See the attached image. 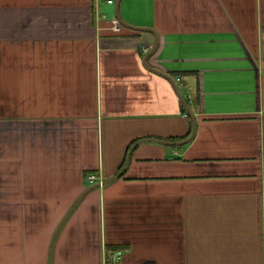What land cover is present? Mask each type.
<instances>
[{
    "label": "crops",
    "instance_id": "crops-1",
    "mask_svg": "<svg viewBox=\"0 0 264 264\" xmlns=\"http://www.w3.org/2000/svg\"><path fill=\"white\" fill-rule=\"evenodd\" d=\"M116 3L0 0V264H264V0Z\"/></svg>",
    "mask_w": 264,
    "mask_h": 264
},
{
    "label": "water",
    "instance_id": "water-1",
    "mask_svg": "<svg viewBox=\"0 0 264 264\" xmlns=\"http://www.w3.org/2000/svg\"><path fill=\"white\" fill-rule=\"evenodd\" d=\"M118 3H119V0H117L116 7L118 6ZM116 16H117L119 22H120L123 26L129 27V28H132V29H136V30H146V29H147V28H142V27H135V26H132V25H130V24L124 22V21L120 18V16L118 15V13H116ZM151 31H152V30H151ZM153 33L155 34V32H153ZM155 36H156V34H155ZM156 44H157V36H156L155 44H154V46L152 47V50L156 47ZM144 60H145V63H146V58H145ZM147 66H148V65H147ZM148 67H149V66H148ZM151 69L154 70L153 68H151ZM154 71H156V70H154ZM156 72H158V71H156ZM158 73L162 74L163 76H165L167 79L170 80V82H171L172 85L174 86V88H175L177 94L179 95L180 100L182 101V103H183V105H184V107H185V109H186V112L191 116V118H192V120H193V115H192V112H191V110H190V108H189V105H188L187 101H186V100L183 98V96L179 93V91H178V89H177L175 83H174L173 80L171 79V77H170L169 75L165 74V73H162V72H158ZM194 128H195V126H194V122H193V128H192V132H191V134H190L186 139L181 140V141H167V140H161V139H152V140L157 141V142H161V143H164V144H168V145H179V144H183V143L187 142L189 139H191V137H192L193 134H194ZM137 143H138V141L135 142V143L131 146V148H130V150H129V152H128V157H127L126 163L128 162V160H129V158H130V154H131V151H132L133 147H134ZM123 169H124V167L122 168L121 171L118 172L117 175L113 176L112 178H110V179L107 180V181H104V182L102 181V182H100V183L97 184V185H103V184H105V183H107V182L113 180L115 177L119 176V175L122 173Z\"/></svg>",
    "mask_w": 264,
    "mask_h": 264
},
{
    "label": "built area",
    "instance_id": "built-area-1",
    "mask_svg": "<svg viewBox=\"0 0 264 264\" xmlns=\"http://www.w3.org/2000/svg\"><path fill=\"white\" fill-rule=\"evenodd\" d=\"M109 2H111L112 0H108ZM110 22V26H111V29L114 31V32H118V31H120L121 29H122V25H121V23L119 22V20L116 18V17H114V18H111V20L109 21ZM148 50V47H143L142 48V51L145 53L146 51ZM190 96H188V98H189ZM97 179V176L95 175V174H93V173H90V174H88V176H87V180L89 181V182H94L95 180ZM121 252L120 251H118L117 252V254H120Z\"/></svg>",
    "mask_w": 264,
    "mask_h": 264
},
{
    "label": "rangeland",
    "instance_id": "rangeland-1",
    "mask_svg": "<svg viewBox=\"0 0 264 264\" xmlns=\"http://www.w3.org/2000/svg\"><path fill=\"white\" fill-rule=\"evenodd\" d=\"M20 49V48H19ZM24 52H25V56H28L30 53L28 52V49L27 48H24ZM30 62L34 63V67L36 68V62L31 59ZM29 63V62H28ZM25 67L26 68H29V65L27 63H25Z\"/></svg>",
    "mask_w": 264,
    "mask_h": 264
},
{
    "label": "trees",
    "instance_id": "trees-1",
    "mask_svg": "<svg viewBox=\"0 0 264 264\" xmlns=\"http://www.w3.org/2000/svg\"><path fill=\"white\" fill-rule=\"evenodd\" d=\"M186 101H187V99H185ZM188 102V101H187ZM191 131V130H190ZM190 131H189V133L185 136V137H187L189 134H190ZM118 249L120 248V247H117Z\"/></svg>",
    "mask_w": 264,
    "mask_h": 264
}]
</instances>
